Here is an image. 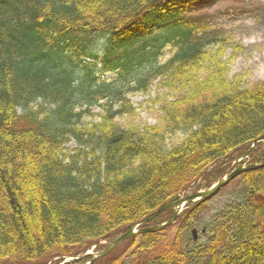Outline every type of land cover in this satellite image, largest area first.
<instances>
[{"label":"trees","instance_id":"trees-1","mask_svg":"<svg viewBox=\"0 0 264 264\" xmlns=\"http://www.w3.org/2000/svg\"><path fill=\"white\" fill-rule=\"evenodd\" d=\"M190 1L0 0V264H60L110 243L207 168L193 190L211 187L264 135V84L228 78L226 38L192 40L182 18ZM150 12L157 17L144 24ZM105 36L101 74L120 70L145 92L159 79L178 95L161 102L159 124L119 121L134 116L125 97L131 88L98 84L89 53ZM170 44L174 53L156 65ZM37 100L51 108L34 109ZM93 105L99 122L80 125ZM177 133L188 135L165 149ZM72 139L79 147L68 152ZM254 148L257 158L264 140ZM240 177L239 191L209 224V243L184 251L166 228L123 244L146 256L143 264H264V166ZM203 204L187 205L176 221ZM170 217L165 211L140 228ZM124 253L91 264H123Z\"/></svg>","mask_w":264,"mask_h":264},{"label":"rangeland","instance_id":"rangeland-1","mask_svg":"<svg viewBox=\"0 0 264 264\" xmlns=\"http://www.w3.org/2000/svg\"><path fill=\"white\" fill-rule=\"evenodd\" d=\"M149 15L142 19L144 24H150L157 17V15L151 12ZM182 18L183 26L190 30L192 40L195 42L199 41L206 44L212 35H218L228 40L226 59L233 57V62L228 67L229 79H232L236 75H240L243 78L246 77L245 84L249 88H255L260 84H264V0H191L185 5ZM160 34L162 36L163 31ZM108 41L109 36L96 38L93 45H91L89 53L97 58L95 61L97 64L95 75L99 80L98 84H116V87H119L121 90L123 89L122 91L131 88V90L126 91L125 97L135 109L134 116H126L125 119L122 118L119 121L121 123L135 122L137 124L151 126L159 124L161 122V114L159 113L161 102L166 99H176L178 95L160 88L159 79L148 83L147 91L145 92L142 89L132 88L133 82L131 80L133 79L131 77H126L125 81L120 79L118 76L122 72L120 70L101 74L100 71L103 67L102 59ZM174 51L172 44L167 45L161 51L156 65L163 64L169 60ZM117 53H113L111 59ZM123 62L124 58L122 57L119 64ZM85 63L93 64L94 61L91 58H86ZM146 70L147 65L139 69V73L142 74ZM85 88L86 85L83 86V89ZM99 104H102V102ZM38 106H41L43 109L51 108L48 102H43L42 100H37L32 105L34 109H37ZM90 109L91 114L82 118L80 125L85 126L99 122V117L96 114L101 112V108L98 105H93ZM115 109L117 107H114ZM187 135V133H177L174 136L168 137L165 141L164 148L170 149L172 146L178 145ZM78 147V143L72 139L66 146V151L69 152ZM238 159H235L234 162ZM250 161H253V159L250 158ZM232 164L233 162L229 166L231 170ZM208 170L209 168L202 173L205 174ZM239 177L227 184L208 201H205V204L197 212L192 213L188 217L183 216L179 221H175L168 227L163 228H168L165 232L166 235L170 239L171 237L173 239L174 235L177 234V239L179 243H182L184 251H186L187 246L198 248L204 242L209 243V224L212 222L216 213L228 204L230 198H233L234 194H237L239 191L243 181ZM193 192L194 190L192 188L184 196L191 195ZM183 207L180 214H182ZM223 236V234H218L220 238H223ZM107 244V241L106 243L102 242L100 246L97 248L94 246L88 252L91 254L99 253L104 250ZM132 248L128 249L123 243H119L105 256L115 252L117 257L119 254L125 252L121 259L122 263L124 262L123 264H143L146 256L141 255L140 257H135L132 255ZM68 261L70 260L66 259V262Z\"/></svg>","mask_w":264,"mask_h":264},{"label":"water","instance_id":"water-1","mask_svg":"<svg viewBox=\"0 0 264 264\" xmlns=\"http://www.w3.org/2000/svg\"><path fill=\"white\" fill-rule=\"evenodd\" d=\"M263 139H264V135L260 139L254 141L253 144H255V143H257ZM251 151H252V149H250V151L245 156H243L241 164H237L232 172L222 176L210 188L196 192V193H194L188 197H185V198L177 197L174 200L163 204L157 210H155L154 212H152L151 214L146 216L143 220H141L135 224L130 225L128 227L126 233L122 234L117 239H115L113 242H111L102 252H100L98 254H87V255L91 256V261H93L95 259H98V258L105 256L116 245H118L119 243H122V242H124L130 238L135 237V235L137 236V235H141L142 233L156 232V231H159L165 227H168L169 225H171L174 222V220L178 214L177 207L179 205H182L185 203L204 202V201L208 200L209 198H211L212 196H214L222 187L227 185L229 182H231L233 179H235L236 177H238L242 173L254 170V169L260 167L261 165H264V163L257 165L256 162H253V163H249L247 166H244V164L247 162V159L249 158V156L251 154ZM200 177L196 180V182H198ZM168 209H172L173 214H172L170 220L167 221L165 224H161V225L150 227V228L138 229L140 226H142L143 224H147L149 221H151L155 217L159 216L160 214H162L164 211H166ZM83 257H86V255ZM79 259H81V258H77L75 260L78 261Z\"/></svg>","mask_w":264,"mask_h":264},{"label":"bare ground","instance_id":"bare-ground-1","mask_svg":"<svg viewBox=\"0 0 264 264\" xmlns=\"http://www.w3.org/2000/svg\"><path fill=\"white\" fill-rule=\"evenodd\" d=\"M174 223V222H173ZM135 237H136V235H135ZM135 237H133V238H135Z\"/></svg>","mask_w":264,"mask_h":264}]
</instances>
